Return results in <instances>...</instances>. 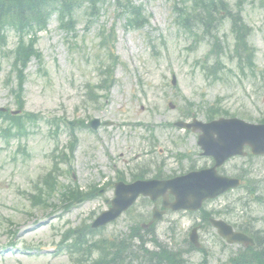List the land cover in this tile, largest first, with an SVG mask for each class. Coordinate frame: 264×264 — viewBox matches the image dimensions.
<instances>
[{
	"label": "rangeland",
	"instance_id": "1",
	"mask_svg": "<svg viewBox=\"0 0 264 264\" xmlns=\"http://www.w3.org/2000/svg\"><path fill=\"white\" fill-rule=\"evenodd\" d=\"M135 1L143 5L149 16L150 23L145 28L127 27L124 18L114 10V0L110 3L107 0L98 21L87 25L85 17L80 16L77 38H66L56 16L51 19L48 29L40 33L38 47L45 58V67L40 70L37 60H32L27 68L25 89V110L42 115L22 142V145L26 143L29 154L19 149L17 139L9 144L0 139V243L4 247L0 251V264H71L69 252L58 246L63 232L92 223L96 215L108 207L100 196L70 208H64V203L57 198L49 207L32 205L29 194L41 191L39 180L52 167L50 154L57 139L59 148L70 142L71 129L65 125L69 120L99 116L118 121L122 126L126 122L131 125L105 127L100 134L86 130L83 125L75 128L80 142L75 152L73 171L84 190L95 184L99 188L114 180V163L128 177L140 164L149 162V155L139 163L133 161L139 152L148 148L144 125L172 123L183 115L189 101L194 104L197 117L204 121L206 107L218 98L215 105L229 109V116L251 122L264 118V0H247L243 11L247 24L254 29L249 41L257 49V68L254 73L246 72L248 77H243L236 63L231 62L235 39L227 21L222 26L221 36L227 39L228 46L220 55L226 65L221 79L216 81L202 71L203 60L210 64L215 61L214 55L208 56L210 43L202 40V30L195 25L193 31L186 29L177 21L179 11L174 6L181 8V0ZM235 1L229 0L234 6ZM113 23L117 32L116 52L122 64L115 71L116 83L108 99L93 102L86 97V84L99 81V66L102 61H107L105 52L99 51L98 31L101 25L109 28ZM14 46L15 38L10 35L7 48L13 49ZM10 67L11 60L0 55V106L16 109V96L10 92L14 79L13 82L7 81ZM173 76L178 79L177 88L172 86ZM171 101L175 107L170 109ZM58 125L60 128L55 133ZM157 132L163 145H169L173 134L182 136V132L173 127H161ZM183 136V149L196 150L195 137ZM172 150L170 148L169 152ZM196 158L197 165L209 162V158ZM244 161L246 158H233L225 170L234 173L232 169ZM251 163L252 179L257 183V194L263 197L262 200L248 206L240 202L235 208L237 213L222 211L216 216L232 224L247 222L248 227L257 224L261 229L264 227L260 226L264 222V157L253 158ZM183 166L187 167L186 161L178 164L174 157L169 158L166 165L172 171H180L178 169ZM63 179L69 182L67 176ZM112 194L108 191V196ZM246 195V189L232 191L210 201L206 208L215 212L224 210ZM152 208L153 205L141 197L130 212L97 232L96 237L128 233L131 225L139 221V215L150 214ZM200 218V214L168 213L157 223L155 236L170 248L183 250L189 264H200L202 252L189 251L190 246L185 241L189 238L190 227ZM29 227L36 231L26 236L25 231ZM170 227L175 228L174 233L170 232ZM200 234L201 245L208 250L209 264H224L236 249V246L234 249L229 247L213 226H203Z\"/></svg>",
	"mask_w": 264,
	"mask_h": 264
},
{
	"label": "trees",
	"instance_id": "2",
	"mask_svg": "<svg viewBox=\"0 0 264 264\" xmlns=\"http://www.w3.org/2000/svg\"><path fill=\"white\" fill-rule=\"evenodd\" d=\"M244 0L236 2L238 10L233 13L227 0H191L183 22L188 26L192 18L203 27L204 32L213 38V51L218 52L220 40L214 33L218 25L226 15L232 19L233 32L235 34V56L241 62L253 66L255 49L249 45L248 27L241 16ZM104 0H0V39L6 42V33L9 29L15 31L19 38L15 50V66H25L32 55H38L35 47L37 32L47 27V23L53 13L58 14L61 26L74 31L77 25L76 12L83 11L86 15L98 18L102 12ZM116 8L124 15L130 25L144 26L149 20L144 15V9L132 0H116ZM115 38L114 29L109 34L102 33L100 44L110 46ZM221 49V48H220ZM217 70V66H215ZM3 114L0 112V115ZM9 115H7L8 117ZM20 121L17 128H22ZM133 235L130 237L132 238ZM82 237V236H81ZM78 238V237H77ZM80 241L82 240L79 238ZM82 245V243H80ZM86 258L78 264H182L181 258H177L174 252L167 249L151 250L145 245L139 251L132 248L131 242H111L103 247V253L98 259H92L88 255L92 252L91 246H86ZM230 264H264V249L255 251V247H248L235 258Z\"/></svg>",
	"mask_w": 264,
	"mask_h": 264
},
{
	"label": "water",
	"instance_id": "3",
	"mask_svg": "<svg viewBox=\"0 0 264 264\" xmlns=\"http://www.w3.org/2000/svg\"><path fill=\"white\" fill-rule=\"evenodd\" d=\"M183 125L186 123H179ZM195 124H200L195 121ZM204 126V125H203ZM207 133H217L219 134L217 141L204 138V145L208 152L213 153H223L222 159L228 157L234 152H241L244 143L248 142L253 147L255 152L264 153V124L263 125H248L243 120L236 118L223 119L220 118L217 121L206 124L203 129ZM213 144H211L210 142ZM177 183L176 189L178 190V205L176 207H190L197 209L201 206L204 198L209 196H214L221 191L227 189L226 187L221 188L219 181L211 177H206L202 173L189 174L185 177L175 180ZM167 183L163 184L161 188L166 186ZM169 185L174 184L173 182H168ZM230 186L237 184V180L231 179L229 182ZM144 185V186H143ZM133 187L134 196L128 202L120 200L116 202V207L104 213L99 219L98 224L106 223L110 219H114L119 216V213L130 206L131 202L135 199L138 193L142 190L145 193H150L149 187L145 184ZM153 193V192H152ZM123 194V193H122ZM156 197V194H153ZM175 207V208H176ZM217 226L220 227V233H224L229 236L230 241L239 240L242 242L246 241V236L240 233H232L231 228L228 227L224 222H218Z\"/></svg>",
	"mask_w": 264,
	"mask_h": 264
},
{
	"label": "bare ground",
	"instance_id": "4",
	"mask_svg": "<svg viewBox=\"0 0 264 264\" xmlns=\"http://www.w3.org/2000/svg\"><path fill=\"white\" fill-rule=\"evenodd\" d=\"M35 231H36V230H35L34 227H29L28 229H26L25 232H27V233H25V235L27 236L28 234H34Z\"/></svg>",
	"mask_w": 264,
	"mask_h": 264
}]
</instances>
